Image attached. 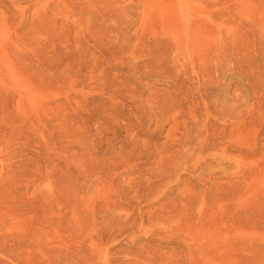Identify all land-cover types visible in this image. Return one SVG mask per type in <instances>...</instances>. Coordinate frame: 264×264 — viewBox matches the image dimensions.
I'll return each instance as SVG.
<instances>
[{
    "label": "rangeland",
    "instance_id": "rangeland-1",
    "mask_svg": "<svg viewBox=\"0 0 264 264\" xmlns=\"http://www.w3.org/2000/svg\"><path fill=\"white\" fill-rule=\"evenodd\" d=\"M0 264H264V0H0Z\"/></svg>",
    "mask_w": 264,
    "mask_h": 264
},
{
    "label": "bare ground",
    "instance_id": "bare-ground-1",
    "mask_svg": "<svg viewBox=\"0 0 264 264\" xmlns=\"http://www.w3.org/2000/svg\"><path fill=\"white\" fill-rule=\"evenodd\" d=\"M107 210L109 211V213H113V212L111 211L110 207H108V206H107ZM112 218H113V217H112ZM92 219H93V215H92ZM112 220H113V219L110 220V223H112ZM94 222H95V221H94ZM91 225H93V224H91ZM76 227H77L78 231L82 232V229H84L83 221L79 222V223H78V226H76ZM91 228H92V227H90V229H91Z\"/></svg>",
    "mask_w": 264,
    "mask_h": 264
}]
</instances>
